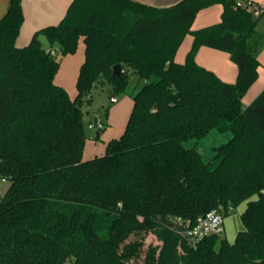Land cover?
I'll return each mask as SVG.
<instances>
[{
	"label": "trees",
	"instance_id": "16d2710c",
	"mask_svg": "<svg viewBox=\"0 0 264 264\" xmlns=\"http://www.w3.org/2000/svg\"><path fill=\"white\" fill-rule=\"evenodd\" d=\"M217 5L220 23L191 29ZM250 5L262 14L254 17ZM263 16L264 5L248 0H72L59 24L20 47L22 0H10L0 18V188L9 182L0 198V264H130L148 231L161 244L147 248L142 264H264V90L242 106L259 78ZM187 36L192 45L178 63ZM81 39L72 98L55 81L61 62L51 51L72 55ZM201 47L230 55L235 83L197 63ZM132 77L124 133L103 156L83 159L82 97L101 80L127 93ZM212 130L232 136L204 161L199 141ZM244 201L234 243L211 236L188 245V223L216 208L226 216Z\"/></svg>",
	"mask_w": 264,
	"mask_h": 264
},
{
	"label": "rangeland",
	"instance_id": "374dc122",
	"mask_svg": "<svg viewBox=\"0 0 264 264\" xmlns=\"http://www.w3.org/2000/svg\"><path fill=\"white\" fill-rule=\"evenodd\" d=\"M250 9L254 11V17H258L262 14L261 9L256 5H250ZM221 20L217 23H220ZM201 21V16H199V18L196 17L193 24L195 23V26H199ZM191 29L198 30L194 28L193 25ZM258 30L264 32V16L259 21ZM189 37L190 36H187L185 38L184 42L182 43L177 52V55L185 53V47L189 41H187ZM82 45H84V42L81 39L79 42V47H82ZM79 51H81V49L79 50L78 48L74 54L62 57L59 53V49L57 48V55L62 66V74L59 76V79L63 81V84L65 86L57 82L56 83L62 85L69 92L72 98H75L77 94V79H75L73 75L72 71L74 66L71 68V62L73 61L72 59H77L78 55H80L81 52ZM136 82V77H132L128 85L127 93H117L113 91L111 85L107 81L101 80L93 86L90 94L82 97L81 102L82 109L84 111L83 123L85 128V134L87 137L83 151V159L90 160L95 157L103 156L106 153L108 143L112 139H118L122 136L132 111L133 100L130 94L136 87ZM113 97H116L118 100L113 101ZM91 121L102 122L104 128L102 130H98L90 127L89 124ZM231 136V133L222 134L217 132L216 130H212L209 134L203 137L199 141V149L203 160L208 161L210 158H212L215 154V148H218L225 144L231 138ZM195 143L196 140L193 139L186 141L184 145L185 147L189 148L194 146ZM8 186L9 182H3L1 184L0 198L6 192ZM255 198L256 196H254L252 199ZM246 206L247 201H244L237 208L233 209L228 215L225 216V233L223 235V238H225L230 243H234L238 232L244 230L241 215L246 209ZM141 237H143V248L140 253V256L136 259H133L130 264H142L144 260V254L147 248L149 246H157L161 244V241L158 239L157 235L152 231L144 233ZM136 239H140V237L132 236L129 241H134Z\"/></svg>",
	"mask_w": 264,
	"mask_h": 264
},
{
	"label": "crops",
	"instance_id": "0c3cea01",
	"mask_svg": "<svg viewBox=\"0 0 264 264\" xmlns=\"http://www.w3.org/2000/svg\"><path fill=\"white\" fill-rule=\"evenodd\" d=\"M147 5H153L158 7H167L173 5L180 0H134ZM258 5H264V0H248ZM72 0H22L24 23L22 25L19 37L17 39V45L22 47L27 45L36 31L49 26L57 25L61 22L67 13V10ZM10 0H0V18H2L8 11ZM223 13V7L221 5L214 6L212 8L199 12L197 18L201 16V23L199 26L193 27L198 29L205 26H211L221 20ZM202 29V28H201ZM189 40V41H188ZM188 43L185 47V53L176 56L178 63L185 61L186 55L191 48L192 38L187 39ZM43 43L48 46L47 40L44 38ZM47 44V45H46ZM57 46L54 47V51L57 53ZM81 49L80 55L77 59H72L71 68L73 67V75L75 79L78 78L80 66L84 60V45L79 47ZM67 58V57H66ZM71 58V57H68ZM71 60V59H68ZM196 61L199 65L213 71L221 80L227 83H235L238 75V69L235 63L231 60L228 53L211 49L208 47H201L199 50ZM260 67L258 68L259 78L256 83L249 89L247 94L242 99V106L247 107L251 104L256 97L264 90V47L259 54ZM68 62V61H65ZM63 65V64H62ZM62 66L60 67L55 81L59 84H63V81L59 79L62 74ZM61 70V71H60ZM61 85V86H62ZM65 86V85H64ZM99 135V134H98Z\"/></svg>",
	"mask_w": 264,
	"mask_h": 264
},
{
	"label": "built area",
	"instance_id": "2783aa9c",
	"mask_svg": "<svg viewBox=\"0 0 264 264\" xmlns=\"http://www.w3.org/2000/svg\"><path fill=\"white\" fill-rule=\"evenodd\" d=\"M52 54L55 51H51ZM90 127L102 130V122H90ZM233 209L230 208V211ZM225 233V211L222 208L212 209L204 216H200L196 221L187 225L183 235L188 245L194 249L206 238L211 236H223Z\"/></svg>",
	"mask_w": 264,
	"mask_h": 264
},
{
	"label": "water",
	"instance_id": "95a60500",
	"mask_svg": "<svg viewBox=\"0 0 264 264\" xmlns=\"http://www.w3.org/2000/svg\"><path fill=\"white\" fill-rule=\"evenodd\" d=\"M112 74L115 77L121 78L122 77V68L120 65H116L112 69ZM118 99L116 97H113V101H117Z\"/></svg>",
	"mask_w": 264,
	"mask_h": 264
}]
</instances>
